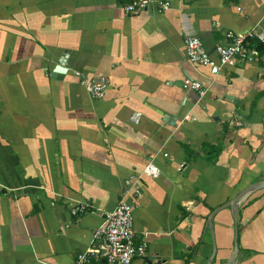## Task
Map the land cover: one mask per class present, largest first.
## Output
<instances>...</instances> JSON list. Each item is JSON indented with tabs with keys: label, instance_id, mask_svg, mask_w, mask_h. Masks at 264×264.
Here are the masks:
<instances>
[{
	"label": "crops",
	"instance_id": "obj_1",
	"mask_svg": "<svg viewBox=\"0 0 264 264\" xmlns=\"http://www.w3.org/2000/svg\"><path fill=\"white\" fill-rule=\"evenodd\" d=\"M131 1L0 0V264H73L149 162L157 178L125 198L147 245L133 264H264V187L238 203L237 221L225 208L264 182V56L214 75L185 46L198 36L218 61L228 32L264 34V0L126 14ZM77 71L108 78L105 97ZM81 203L91 212L73 214Z\"/></svg>",
	"mask_w": 264,
	"mask_h": 264
},
{
	"label": "built area",
	"instance_id": "obj_2",
	"mask_svg": "<svg viewBox=\"0 0 264 264\" xmlns=\"http://www.w3.org/2000/svg\"><path fill=\"white\" fill-rule=\"evenodd\" d=\"M152 4H156L160 12L168 11L172 7V3L168 0H132L124 6V11L126 14H133L147 9ZM226 38L228 45L216 46L219 60L215 61L206 50L200 37L186 36L185 46L189 60L194 64L208 67L211 73L216 75L223 67L238 60L254 61L259 53L257 50L250 49L251 41L258 40L264 43V34L255 31L247 33L230 31L226 34ZM75 76L80 79L81 85L93 99L101 100L105 97L109 85L108 78L88 79L80 71L75 72ZM183 85L185 89L198 91L201 98L208 93V89L199 81L187 78ZM140 119L141 114L137 113L132 116L131 121L138 124ZM236 124L241 126L242 122L237 121ZM157 175L156 166L149 162L142 173L125 180L123 198L118 201L113 210L104 213L102 224L94 232L93 246L79 253L73 264H86L93 256H104L107 264H133L136 256L146 255L147 245L145 243L136 244L135 241L134 206L128 203L125 198L130 195L140 198L143 192L142 180L149 177L157 178ZM87 212H91L88 203H81L72 208V213L76 215Z\"/></svg>",
	"mask_w": 264,
	"mask_h": 264
},
{
	"label": "water",
	"instance_id": "obj_3",
	"mask_svg": "<svg viewBox=\"0 0 264 264\" xmlns=\"http://www.w3.org/2000/svg\"><path fill=\"white\" fill-rule=\"evenodd\" d=\"M61 63H63V61H61ZM62 66L63 65L61 64L60 66H57L56 69L54 70L53 73H54L55 77L59 78V77L62 76L61 74L64 72V69L62 68ZM263 187H264V182H262L261 184L252 185L249 188H246L238 196H236L234 199H232L230 201V203L227 206H225V208L228 207V208H230L232 210L233 217L237 221L236 216L238 214V208H237L238 203L247 195V193H249L254 188H263ZM209 230H210L212 238H213V229H212V227H209ZM235 250L237 251V244L235 246ZM156 259H157V262L153 263V260H154L153 257H150L149 255L144 257V260H145V262L147 264H161L162 263V261L160 260L159 257H157ZM103 262H105V261L103 260ZM229 264H231V262H229Z\"/></svg>",
	"mask_w": 264,
	"mask_h": 264
},
{
	"label": "trees",
	"instance_id": "obj_4",
	"mask_svg": "<svg viewBox=\"0 0 264 264\" xmlns=\"http://www.w3.org/2000/svg\"><path fill=\"white\" fill-rule=\"evenodd\" d=\"M254 47L258 53L259 56H264V43L259 42L258 40L251 41V44L249 47Z\"/></svg>",
	"mask_w": 264,
	"mask_h": 264
}]
</instances>
